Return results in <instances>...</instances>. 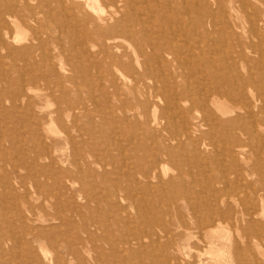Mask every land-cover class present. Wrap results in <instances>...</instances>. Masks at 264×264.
<instances>
[{"label":"bare ground","instance_id":"bare-ground-1","mask_svg":"<svg viewBox=\"0 0 264 264\" xmlns=\"http://www.w3.org/2000/svg\"><path fill=\"white\" fill-rule=\"evenodd\" d=\"M261 12L264 0H0V247L19 249L14 264H259ZM199 133L229 161L188 181L187 148L210 167ZM112 147L111 185L88 188ZM125 201L136 218L117 212Z\"/></svg>","mask_w":264,"mask_h":264},{"label":"rangeland","instance_id":"rangeland-1","mask_svg":"<svg viewBox=\"0 0 264 264\" xmlns=\"http://www.w3.org/2000/svg\"><path fill=\"white\" fill-rule=\"evenodd\" d=\"M248 13H251V9H248ZM260 17L264 19V15H263L262 12L260 13ZM236 24H238L237 21H236ZM261 27H262L261 28L262 29V33H264V24H262ZM236 30H237V32H240L241 33V28H237ZM218 33H216L215 35L216 36L223 35L224 32L222 30H219ZM246 34H248V33H246ZM59 36L65 38L64 35H59ZM242 36L245 39V34L244 33L242 34ZM246 40H250V39H246ZM257 40H258V38H255L254 37V40H253L254 43ZM62 41H63V44L62 45H58L57 47H60V49L64 52L63 61H65L66 63H69L70 64V65L68 64L67 67L68 68H71L74 65V63L79 64L78 62L80 60V57H76L77 55H76L74 49H70V48H74V46H76L75 42H70V41H67L65 39H62ZM258 43H259V41H258ZM54 45L53 44L50 45V48H51V51L52 52H54V48H55ZM250 55H252L258 61L261 60V59H259V54L258 53H250ZM55 60H57V58H55ZM260 63H261V61H260ZM76 70L80 71L81 68H78ZM93 71L94 70H92V72ZM79 73L80 72H76V74H79ZM95 92H96L97 96L100 97L99 96V91L98 92L95 91ZM104 106H105V104H104ZM50 107H51V104H50ZM99 107H103V105H100ZM239 111L243 113V110H239ZM261 116L264 117V114H262ZM261 132L264 135V125L262 126ZM196 136L197 137H201L199 139V141H198L197 147L200 149V152H201L202 157L206 159V161L209 163L210 167L207 166L208 168L202 169L201 166L199 164H197L196 161H195L196 158L192 154L193 153L192 152V149L193 148H187L185 150L187 153H183L180 156L181 158H180L179 163L181 164V167H182L181 170L184 172V175H185V177H186V179L188 181L190 180V175L191 174L194 175V176H197V177L198 176H201V175H208V174L218 175L219 172H220V169H221V165L220 164L223 163L226 160L229 161L228 158H227V156H226V154H224L223 151H222V146L221 145H223L224 143L223 144L222 143H218L219 145L217 144L216 147H215V145L213 143L214 142V139L212 137L206 138L207 136L204 133H201V134L199 133ZM97 140H100V138H97ZM120 142L123 143L125 146H127L126 143L123 140H121ZM114 143L115 144L119 143V140H117L115 138L114 139ZM258 150H259L260 159L262 160V163H263L264 162V143L261 144V147L258 148ZM63 151L65 152L64 158L65 157L67 158V155L71 151L70 150V147L69 146H65L63 148ZM119 155H120V153L118 152V150H116V148H114V147H112V149L110 148L109 149V156L107 157V159H105V160L104 159H101V162L99 164L93 166V169L96 171V175L97 176L88 178L89 183H86V186L88 188H93V190L94 189H97L98 186L103 187L105 184H106L107 187L110 186L111 183H112V180L109 181V182H107L106 179L104 180V177H101L100 175L102 173H104V172H108L109 175L112 176V171H113V168L114 167L111 165V161H112L111 157H114L115 159H117L119 157ZM189 155L192 156V157H189ZM250 157L251 158H256V157H254L253 154H251ZM241 164H243V163L241 162ZM177 166L178 165L174 166L172 164H168V166H167V172H168V174L177 175L178 172L180 171V168H178ZM259 178H260L259 177V174L258 173H254V174H251V176H249L248 180L255 181V180L259 179ZM27 182H28V180H27ZM91 183H94V184L92 185ZM20 190H22V189H20ZM120 194H123V192H120ZM78 202L80 203L81 200H78ZM82 203H84V202H82ZM121 204H123L124 206H126L125 207L126 208L125 210H118L117 211L115 208H110V210L113 211V212L117 211V212H121V213H124V214H125V211H128V214H129L131 220L137 217V213H136L135 208L132 207V206H129V204H128L127 201H125V202H123ZM157 205H158L159 214L160 213H163V207L160 206L159 203ZM105 206H107L106 202H102L99 205L96 204V202H94V201L91 202V207L93 209L94 208L95 209L96 208L100 209L101 207H105ZM106 209H107V207L104 208L102 210V212L104 213L106 211ZM185 211L186 210L183 209V212L184 213H185ZM85 213L87 215H91L92 216V211L91 212L85 211ZM40 223L41 224H46L48 222H40ZM254 224L257 227V229L264 230L263 229L264 228V216H257L255 218ZM120 225H121L120 226L121 228L124 227V225L122 223H120ZM245 226H246V224H245ZM227 227H228L227 228L228 231H231V233L233 235V238L235 240H237L238 237H237L236 227L234 225H232V224H229ZM256 239L258 240L260 246L264 249V232H261L260 235H258ZM180 242L181 243H184V239L180 240ZM242 242H243V240L241 241V245L243 244ZM9 245H10L11 248H9ZM12 247H13L12 246V243H10V242L9 243H4V245H2V248L0 247V254H1V252L3 253V255L2 254L0 255V264H3V262L5 264H7V263L8 264H14L15 263V260H16L15 259L16 258L15 256H20L19 249H16L17 250L16 251L15 248H12ZM37 247H38V244L35 243V248H37ZM49 249H51V248H49ZM182 250H183V252L179 256L180 258L185 259L187 261L193 260V259L196 260V258H197L196 252H194L193 250H190L189 248H183ZM6 251H8V252H6ZM50 251H51V253H53L52 250H50ZM254 252H255V255L257 256V259H258L259 264H264V255H263V253L259 252V250H257L256 248L254 249ZM61 254H63L62 251H61ZM13 255H14V257H13ZM188 255H191V258L190 259H189ZM34 259L32 260L31 264H36L37 259H35V260ZM2 260H3V262H2Z\"/></svg>","mask_w":264,"mask_h":264}]
</instances>
